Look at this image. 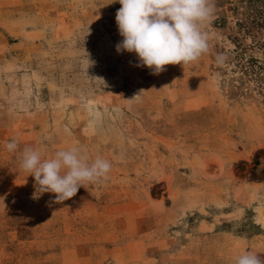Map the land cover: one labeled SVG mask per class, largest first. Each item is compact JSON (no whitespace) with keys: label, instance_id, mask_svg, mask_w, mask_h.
<instances>
[{"label":"rangeland","instance_id":"1","mask_svg":"<svg viewBox=\"0 0 264 264\" xmlns=\"http://www.w3.org/2000/svg\"><path fill=\"white\" fill-rule=\"evenodd\" d=\"M213 4L208 52L153 74L116 51L118 0H0V264L264 258V0ZM25 146L112 169L34 199Z\"/></svg>","mask_w":264,"mask_h":264},{"label":"clouds","instance_id":"2","mask_svg":"<svg viewBox=\"0 0 264 264\" xmlns=\"http://www.w3.org/2000/svg\"><path fill=\"white\" fill-rule=\"evenodd\" d=\"M121 4L115 20L123 39L118 53H135L137 67L147 66L153 74L166 65L197 61L209 50L207 25L214 13L213 0H118ZM89 60V59H88ZM90 63V62H89ZM13 138L5 148L15 152ZM20 168L34 177L33 198L52 193V203L61 204L76 196L80 188L102 186L109 178L112 162L97 156L91 159L79 146L59 149L45 158L40 148L25 146L20 152ZM234 264H264V258L245 251Z\"/></svg>","mask_w":264,"mask_h":264}]
</instances>
